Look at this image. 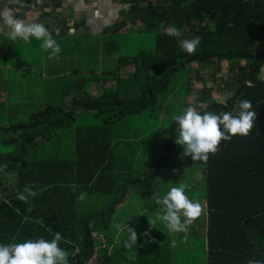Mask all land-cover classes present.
Returning a JSON list of instances; mask_svg holds the SVG:
<instances>
[{
  "label": "trees",
  "instance_id": "obj_1",
  "mask_svg": "<svg viewBox=\"0 0 264 264\" xmlns=\"http://www.w3.org/2000/svg\"><path fill=\"white\" fill-rule=\"evenodd\" d=\"M126 3L131 23L140 22L145 33L153 32L156 37L154 55L134 57L131 61L139 62L132 78L142 83L140 91L128 98L105 93L74 101L75 105L82 104L83 110L94 111L95 116L109 114L101 125L76 128L71 161L28 162L22 155L14 161H10L12 155L0 158V173L15 174L16 183L9 186L13 192L22 182L20 190H33L35 200L39 198L42 202L47 196L60 192L67 195L63 201L72 205L83 194L106 196L115 192L111 210L76 215L74 210L69 212L56 206L52 212L41 209L40 216L34 208L22 214L16 209L22 200L14 198L11 207L0 205V238L6 240L8 236L32 233L40 237L37 246L41 256L62 250L64 246L67 252L61 264H84L94 244L91 232L101 231L108 225L115 208L124 202L129 187H139L146 191V196L151 194L154 178L167 165L160 162L145 182L140 179L126 184L118 182L120 177H115L112 166V124L125 115L153 109L157 93L170 86L179 70L188 69L193 63L203 67L225 62L230 67L228 77L232 79L231 84H225L230 95L224 102L205 96L202 98L206 101L205 110L194 113L193 119H174L169 130L171 154L168 158L178 154V129L203 132L205 264H264V80L261 78L264 0H127ZM137 17L139 19L135 20ZM177 29L180 33L191 32L193 50L190 53L171 31ZM74 110L47 106L19 129H37L36 126L47 119L51 128H42V140L45 135L69 124L74 119ZM30 142L38 146L36 137ZM23 149L27 151L24 145ZM4 187L0 181L2 192ZM72 215L75 223L68 222ZM3 247L0 240V250ZM108 249L101 250V255ZM3 254L0 264H10L8 257L12 255Z\"/></svg>",
  "mask_w": 264,
  "mask_h": 264
},
{
  "label": "crops",
  "instance_id": "obj_2",
  "mask_svg": "<svg viewBox=\"0 0 264 264\" xmlns=\"http://www.w3.org/2000/svg\"><path fill=\"white\" fill-rule=\"evenodd\" d=\"M126 2L127 0H0V131L12 130L14 133L19 131L23 133L19 150L0 156V158L12 155L10 161H14L22 155L23 160L36 162L29 156L38 152L42 141L47 143L52 140L59 147L62 146L59 133L74 122L78 113L84 111L82 104H74L75 100L87 96L92 99L105 93L122 97L120 85L133 80L132 76L139 62L131 63L134 58L132 56L117 58L114 51L115 46L118 45H114L112 39L119 37L118 34L127 33L131 36L134 32L145 33L143 24L138 21L131 23L133 20L129 19L126 13L129 7ZM134 19L137 20L139 17ZM171 31L175 32L178 37L180 36L176 30ZM162 32H165V29ZM191 47H193V40ZM133 65H136L135 71L128 70V67ZM124 69L127 70L123 71ZM21 75L26 79L31 77V83H23ZM35 76H39L41 82L34 79ZM191 77L195 76L191 74L189 78ZM261 78L264 80V65ZM84 82H91L88 89L84 88ZM190 84L189 89L195 91L194 86ZM21 85L24 87L22 88ZM72 92L73 94H70ZM202 93L191 95L189 104L192 106L194 101L199 104L203 100L199 98ZM209 96L210 94L206 95V97ZM204 103L206 105V101ZM47 106H59L65 111L75 108L74 119L69 124L53 131L52 134L45 135L36 147L34 143H29V140L33 137H40L42 128H51V122H46V119L45 122L36 126L38 130L33 131H24L19 129V126L27 123L34 114L44 110ZM78 127L88 126L73 128L74 134L70 138L73 146L75 130ZM111 128L113 158L115 155L112 166L117 170L115 162L118 160L117 172H119L118 176L122 177L120 182L126 184L130 180L138 179L145 182L151 170L137 178H125L135 173L139 154L136 153L134 158L127 151L132 136H114L113 126ZM181 131L184 130L178 129L176 147ZM10 141L12 142L13 139ZM120 141L126 149L122 157L118 154L120 151H117L121 146ZM23 145L26 146L27 151L23 149ZM58 146L46 157L47 159L42 161H71L74 159V147L70 149V158H66L63 156V150H59ZM177 153L176 156L179 155L178 149ZM128 156L132 160L126 165ZM163 169L153 180L151 194L146 196V191H142L139 187H129L124 202L115 208L110 222L101 230L107 234L108 244L105 249L108 247L109 249L102 253L100 264H146L142 253L145 252L143 249L147 246L139 239L144 228L141 222L142 207L145 212H149L163 201H167L168 227L165 232H161L162 239L152 244L156 246V254L160 258L159 263L156 261L155 264H178L180 260H182L180 264L187 263L188 256L180 257L177 253L179 246L183 244L186 249L184 254H189L190 251L186 247L188 238L184 232L180 233L177 230V226L179 218L186 224L193 220L196 202L195 198L189 194L190 186L187 191L179 190L173 194L169 192V188L175 184L185 183V181L188 184L190 173H185L182 178L183 174L180 172L181 178L177 182H170L167 186H163L162 179L165 175ZM0 181L5 185L2 188L4 192L0 198V205L5 204L11 207L12 199H21L20 207L16 209L22 214L25 211L32 212L34 208L40 216L41 209L44 210L43 212H52V208L56 206H62L69 212L74 210L76 215L98 211L109 212L115 199V192L102 196L108 199L103 201L106 205L98 209L95 208L97 197H94V194L80 195L76 199V204L73 205L66 204L63 199L67 195L60 192L47 196L41 202L39 198L33 199L36 194L33 190L27 192L20 190L22 182H19L18 190L15 192L9 189V186L12 187L16 183L15 174L3 171L0 173ZM191 181H194L193 168ZM204 194L202 201L205 207ZM81 198H94V205L85 200L81 201ZM175 212H178V215ZM36 220L40 224V217ZM7 221L10 222V219ZM68 222H76L74 215L69 218ZM177 237L181 238L179 245L176 243ZM0 240L4 244L3 250H0V256L3 259V253L11 254L10 264H40L39 247L37 246L40 243V237L38 235L37 237L32 233L22 237L13 235V237L8 236L6 240L1 238ZM2 259L0 258V262Z\"/></svg>",
  "mask_w": 264,
  "mask_h": 264
},
{
  "label": "rangeland",
  "instance_id": "obj_3",
  "mask_svg": "<svg viewBox=\"0 0 264 264\" xmlns=\"http://www.w3.org/2000/svg\"><path fill=\"white\" fill-rule=\"evenodd\" d=\"M176 32L179 33V39L186 51L190 53L193 50V47H191L193 40L191 32L187 30L185 33H180L178 29ZM118 35L120 36L112 39L114 40L113 44L118 45L115 46L114 51V55H117V58L124 56H152L156 52V37L153 32L142 34L134 32L131 36L127 33ZM95 44L96 43L94 42V45ZM135 66L136 65L128 67V70L135 71ZM200 66H202V64L193 63L188 69L179 70L175 73L170 86L157 93V104L153 109L146 110L142 114H129L123 116L122 118L115 120L112 124L114 128V136L119 135L122 137H128V135H130L133 137L127 149L130 155L135 158L136 153L139 154L135 173H132L125 178H137L151 170L146 176V178H149L151 173H154V167H158L160 162L164 165L169 161V164L163 169V172L165 173L164 178L162 179L164 183L163 186H167L170 182H177L181 178L180 172L183 174L182 178H184L185 173H190L188 184L187 181H185L186 184H175L169 188V192L173 194L179 190L187 191V188L190 186L191 191L189 194L195 198L196 202L194 205L195 212L193 214V220L186 224L179 218L177 226V230L180 231V233L184 232L188 238L186 247H188L190 251L189 254H184L186 249H184L183 244L179 246V252L177 253L180 257L188 256L186 264H205L206 259L203 254L206 210L202 201L203 194L205 193V183L203 178L206 153L205 137L202 131L181 128L184 131L179 132V141L177 144L179 155L174 156L171 159L168 158L171 154L170 147L168 146L170 136L169 130L171 129L170 126L176 117L193 119L194 113L200 112L201 109L205 107L204 99L201 100L199 104L194 101L191 106L189 104L191 95H196L197 93L203 92V89H206L202 96L199 97L200 99L207 94H210L211 96H214L215 99L224 102L227 96H229V89L225 84L232 83V79L228 77L230 67L227 63L223 62L220 65L211 64L203 67ZM126 70L127 69H124L123 71ZM191 74L196 78L191 77L190 79L189 76ZM21 78L23 83H31V77L26 79L21 75ZM34 79L41 82L39 76H35ZM189 84L190 86H194L195 91L189 89ZM90 85L91 82H84L85 89H88ZM21 86L22 88L24 87V85ZM141 86V82H135L134 80H131L130 83H123V85H120L122 97L128 98L129 96L136 95L140 91ZM70 94H73V92ZM108 114L109 113L105 112L101 115L95 116L94 112L85 110L78 113L74 122L71 123L68 128H65L59 133V140L63 147H59L56 143L52 142V140L47 143L42 141L38 152H35V155L31 154L29 158L34 159V161L45 160L49 154L55 151L57 146L59 150H63L64 157L70 158V149L72 150V147H74L70 142V138L74 134L73 128L75 126L101 125L103 119H105ZM11 139H13L12 142L10 141ZM22 139L23 133L21 131L15 133L12 130L0 131V156L19 150ZM36 140L39 142L40 137H36ZM120 143V149L117 151H120L118 154L122 157L126 149L123 142L120 141ZM73 150H75V147ZM53 155L54 154H52V156ZM126 160L125 164L128 165L132 159L128 156V159ZM115 164H117L118 170V160ZM192 168L194 170L193 182L191 181ZM117 170L113 168L115 177H117L119 173ZM121 179L122 177L120 178V181ZM101 185L103 186L104 184L101 183ZM94 197H97V200H95L97 201V205L95 206L96 209L106 205L103 204V201L107 200V197ZM80 200H85L89 204L92 203L94 205V198H81ZM166 205L167 201H163L157 205V208L152 209L149 212H145L142 207L141 222L144 228L142 229L139 239L140 242L147 246L144 247L143 250L145 252L142 253L143 261L146 264H155L156 261H158V263L160 261L159 255L157 256L156 254V246L152 244L159 242L162 239L161 232L167 230L168 208ZM9 214H11L10 211L8 215ZM175 214L178 215V212H175ZM101 233L104 235L108 244L107 234H105L104 231H101ZM180 242L181 238L177 237L176 243L179 245ZM66 252L67 251L63 246L62 250H55L52 251V253H46L42 256L40 255V264H61L62 259L65 257L64 253ZM8 258L4 259V261ZM181 261L182 260H180L178 264H180Z\"/></svg>",
  "mask_w": 264,
  "mask_h": 264
},
{
  "label": "built area",
  "instance_id": "obj_4",
  "mask_svg": "<svg viewBox=\"0 0 264 264\" xmlns=\"http://www.w3.org/2000/svg\"><path fill=\"white\" fill-rule=\"evenodd\" d=\"M1 195L2 191L0 189V198ZM91 236L94 239V244L92 245L90 257L84 264H100L102 257L100 251L107 247V240H105L101 231H92Z\"/></svg>",
  "mask_w": 264,
  "mask_h": 264
},
{
  "label": "clouds",
  "instance_id": "obj_5",
  "mask_svg": "<svg viewBox=\"0 0 264 264\" xmlns=\"http://www.w3.org/2000/svg\"><path fill=\"white\" fill-rule=\"evenodd\" d=\"M3 194V193H2Z\"/></svg>",
  "mask_w": 264,
  "mask_h": 264
}]
</instances>
